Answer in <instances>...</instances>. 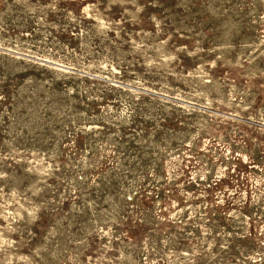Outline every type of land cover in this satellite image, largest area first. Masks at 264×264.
I'll use <instances>...</instances> for the list:
<instances>
[{
	"label": "rangeland",
	"instance_id": "obj_1",
	"mask_svg": "<svg viewBox=\"0 0 264 264\" xmlns=\"http://www.w3.org/2000/svg\"><path fill=\"white\" fill-rule=\"evenodd\" d=\"M0 264H264V0H0Z\"/></svg>",
	"mask_w": 264,
	"mask_h": 264
}]
</instances>
